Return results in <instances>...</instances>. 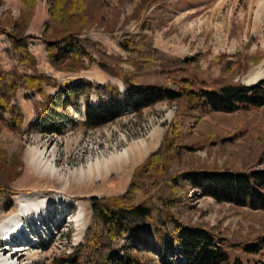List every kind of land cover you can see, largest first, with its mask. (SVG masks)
<instances>
[{
    "label": "trees",
    "instance_id": "trees-1",
    "mask_svg": "<svg viewBox=\"0 0 264 264\" xmlns=\"http://www.w3.org/2000/svg\"><path fill=\"white\" fill-rule=\"evenodd\" d=\"M48 18L40 37L48 63L59 72L80 73L96 63L100 69L121 81L125 91L111 85L93 84L78 78L74 84L58 82L40 71L30 53L28 28L37 11V0H21L24 8L11 30L0 28L10 45L9 59L17 67L8 71L0 65V124L10 131L24 134L23 113L17 103L19 90L30 92L37 120L29 129L43 134L60 135L70 125L76 130L96 129L120 117L125 111L140 113L159 102L175 104V113L159 148L149 154L132 174L125 193L110 197H89L91 218L83 243L72 254L51 264H150L137 245L141 235L126 215L139 225H150L160 253V264H250L232 257L229 249L207 226H191L183 222L175 210L190 199V189L217 203H226L247 211H239L244 219L250 214L264 215V169L233 172L227 169H196L171 172L185 152L205 149L210 145L232 142L234 139L199 119L202 113H234L241 109L264 108V80L253 85H222L218 92L197 91L191 80H176L178 73L198 68L201 55L181 59L166 54L146 39L144 32L153 33L161 20L163 8L158 4L139 25L138 34L123 35L118 45L126 57L108 53L106 47L87 36L93 15L94 0H48ZM144 4L149 0H142ZM2 1L0 0V3ZM259 56L251 55L246 63L257 65ZM127 65L131 70L122 68ZM22 68L23 72L18 71ZM235 64L225 62L220 79L225 82L235 75ZM244 71H248L247 67ZM44 87L58 88L48 96ZM39 95L42 102L36 101ZM96 97V102L92 98ZM83 102V105L81 104ZM85 110V120L75 114ZM9 114L10 118L5 117ZM197 118V119H196ZM199 123L198 137L183 145L189 121ZM22 155L8 156L0 145V200H7L5 210L12 208L11 184L22 174ZM125 240L132 250L115 251V244ZM246 255H256L264 247V238L255 242L238 243ZM171 255V259H169ZM264 264V262L253 263Z\"/></svg>",
    "mask_w": 264,
    "mask_h": 264
},
{
    "label": "rangeland",
    "instance_id": "rangeland-1",
    "mask_svg": "<svg viewBox=\"0 0 264 264\" xmlns=\"http://www.w3.org/2000/svg\"><path fill=\"white\" fill-rule=\"evenodd\" d=\"M1 1L0 28L9 31L20 16L21 6H12L7 0ZM38 3L42 5L43 1L37 0V6ZM45 4L48 14L49 1L45 0ZM158 4L163 8L160 13L161 20L153 33L144 32L145 38L152 39L154 46L160 51L181 59L201 55L198 68L191 67L178 73L176 80L187 78L191 80L194 90L210 92H218L222 85L231 83L253 84L246 81L248 74L256 67H264V0H149L145 4L142 0H94L91 3L93 18L87 36L91 38L92 35L95 39H100L98 36L101 35L105 36L104 38L108 39L105 43L108 53L125 58L126 54L118 47L119 39L126 34H138L139 25ZM42 31L37 29L28 32L35 37L31 40L32 45H39L37 37L41 36ZM9 48L6 35L0 32V65L8 71L17 67L8 57ZM251 55L260 57L257 65L245 62V59ZM225 62L235 64L236 73L225 82L218 81ZM93 64L100 69L96 63ZM121 67L131 70L127 65ZM245 67L248 69L246 72ZM18 71L23 72V69L18 68ZM100 71L114 80L103 85H111L119 89L121 81L102 69ZM92 100H95V97ZM36 101L41 102V99L36 98ZM34 109L35 117V105ZM174 113L175 104L159 103L140 113L127 111L114 121L96 129L76 130L69 126L53 142H47L48 139L36 130L30 131L29 127L25 128L24 134H19L0 124V145L4 152L8 156L22 155L23 162L21 176L11 184L14 191L10 197L12 208L6 211L7 200L1 199L0 218L4 219L14 212L16 199L20 195L62 193L90 207L89 197L123 194L134 169L146 158L132 167L124 190L118 194L96 192L102 190L107 181L111 182L116 178L125 160L115 162L107 175L102 173L99 177L86 174L81 179L79 175L72 173L80 168L86 171L88 165L96 161L103 163L136 142H148L155 131L159 134L162 132L163 137V129L166 130ZM75 118L80 120L82 116L75 115ZM199 119L212 127H218L234 140L226 144L210 145L194 152H185L171 172L204 168L227 169L233 172L264 169V108L241 109L234 113H202ZM189 122L182 141L183 145L192 142L199 134L197 120ZM161 140L156 149L160 146ZM28 148L51 152L48 159L54 161L62 180L53 181L50 177H43L38 172L32 171L31 179L24 181L27 173ZM190 193V199L181 208L175 210V214L183 222L191 226H207L213 230L218 239H227V242L222 243L229 249L232 257L249 261L250 264L264 262V247L256 255H246L242 251V245L233 246L262 240L264 215L257 218L255 214H250L244 219L239 211L249 210L253 213L247 207L242 210L230 204L217 203L212 198L202 196L191 189ZM76 212L77 207L74 205H69L67 208L55 205L42 214L40 221L36 222L31 216L23 219L25 227L30 232L32 229L38 234L36 243L28 242L30 240L26 236L27 243L23 244L22 241L19 243L27 249L19 252L25 254L21 258L23 264H51L56 259L72 254L83 243L85 235L84 233L79 241L76 240L78 236L72 222ZM126 218L133 228L138 229L142 237L137 245L139 252L146 254L150 264H160L162 255L160 253L164 251V245L160 244L158 247L155 236L152 239L151 226L137 224L130 215H126ZM16 240L18 239L11 243L19 246ZM5 241L0 242V251L4 245H8ZM132 249L125 240L115 244V251ZM169 259L172 260L171 255Z\"/></svg>",
    "mask_w": 264,
    "mask_h": 264
},
{
    "label": "bare ground",
    "instance_id": "bare-ground-1",
    "mask_svg": "<svg viewBox=\"0 0 264 264\" xmlns=\"http://www.w3.org/2000/svg\"><path fill=\"white\" fill-rule=\"evenodd\" d=\"M7 2L10 5H14L16 0H7ZM46 14V5L43 1L40 6V15L38 16L34 27H37V25L41 23V19H43ZM35 51L36 50H34V52ZM41 65H45L47 67V62L41 60ZM262 78H264V67L259 66L248 74L246 81L248 83H256ZM158 144L159 132L155 131L150 136V140L148 142H136L129 148L124 149L123 151L110 157L109 160H106L103 163L96 161L95 163L88 165L86 171L83 168H80L79 170H75L72 175H79L81 179L86 174L90 176L93 175L94 177H99L102 173L107 175L110 167L113 166L115 162L125 160L122 164L123 166L118 170L116 178L111 182L107 181L105 183L106 186L102 190L100 189L96 192L98 194H118L124 190L132 167L144 160V158H146L151 151L157 148ZM50 153L51 152H48V150L41 151L36 148H28L26 153L27 173L24 181L26 179L27 181L31 179L30 177L32 176V171L38 172L43 177H50L53 181L62 180L59 174L60 171L56 167L54 161L48 159V157H50ZM65 181L69 183V181ZM55 205L62 208H67L69 205L77 207V212L73 217L72 222L74 223L78 236V238L75 239L79 241V239L84 235L91 217V208L89 206L82 203L80 204L62 193L55 195H41L39 193L20 195L16 199L14 212L4 219L0 218V242L6 240L5 243L8 244L4 245L0 251V264H23L21 258L24 257L25 254H21L19 252L26 251L27 249L26 246L19 245V243L22 241L21 243L26 244L27 242H25V236L29 237L30 235V230L25 227L23 219L31 216L34 220H36V222L40 221L42 214L55 207ZM33 228L36 229V227ZM13 234H18L19 236ZM23 238H25V240ZM15 239H18L16 241L19 246H15L14 243H11V241H14ZM28 242L33 244L35 241L30 239Z\"/></svg>",
    "mask_w": 264,
    "mask_h": 264
},
{
    "label": "crops",
    "instance_id": "crops-1",
    "mask_svg": "<svg viewBox=\"0 0 264 264\" xmlns=\"http://www.w3.org/2000/svg\"><path fill=\"white\" fill-rule=\"evenodd\" d=\"M42 1H44V3H45V0H42ZM12 6H21V9L24 8V5L21 2V0H16L15 4ZM40 6L41 5L38 3L36 14H35L32 22L30 23L28 32H31L32 30L36 31L37 29L40 31L43 30V25L48 18V16H47L48 14H46L45 17L43 19H41L42 21H41V23H39L37 25V27H34L36 24L35 22H37L38 16L40 15ZM90 37L93 40L102 43L104 46L108 40L107 38H104L105 36H103V35L98 36L100 39H95L92 35H90ZM29 50H30L31 54L36 58L37 63H38V68L42 72L48 74L49 76L56 78L58 82H63L65 80H68L70 84H74L76 82L77 78H85V79L91 81L92 83L96 82L97 84H101V85L107 84L108 82H111V83L114 82V80L111 79L108 75H106L104 72L100 71V69L95 64H93L88 71H81L80 73H68V72L55 71L49 65L46 53L44 51L43 46L40 44V42H39V45H30ZM34 50H36V51L34 52ZM41 60L42 61L45 60L48 64V67L41 65ZM44 92L48 96H54L58 92V88L44 87ZM29 98H30V92L29 91H27V90H19L18 91L17 103H18V106L20 107V109L23 113V116H24V121H23V128L24 129L29 126L31 118L34 114V110H35L34 105L29 100ZM36 98L41 99L38 95L36 96ZM95 100H96V98H95ZM95 100H93V101H95ZM160 103H166V102H160ZM157 104H159V103H157ZM145 110H147V109H145ZM145 110H143V111H145ZM128 112L134 113L132 111H128ZM81 115L83 118L84 114H81ZM5 117L7 119L10 118L9 114H6ZM163 130L165 132V129H163ZM164 132H163V134H164ZM161 137H162V132L159 134V142L161 140ZM129 181H130V179H129ZM129 181H128V184H129Z\"/></svg>",
    "mask_w": 264,
    "mask_h": 264
},
{
    "label": "built area",
    "instance_id": "built-area-1",
    "mask_svg": "<svg viewBox=\"0 0 264 264\" xmlns=\"http://www.w3.org/2000/svg\"><path fill=\"white\" fill-rule=\"evenodd\" d=\"M35 120V119H34ZM43 137L44 138H46V139H48V141L47 142H53L54 141V139H57V138H59L60 136H58V135H56V134H45V135H43ZM36 242V241H35Z\"/></svg>",
    "mask_w": 264,
    "mask_h": 264
}]
</instances>
